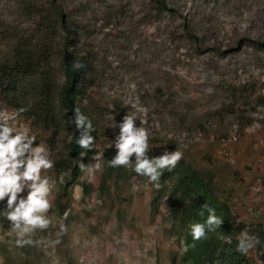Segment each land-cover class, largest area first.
<instances>
[{
    "label": "rangeland",
    "instance_id": "374dc122",
    "mask_svg": "<svg viewBox=\"0 0 264 264\" xmlns=\"http://www.w3.org/2000/svg\"><path fill=\"white\" fill-rule=\"evenodd\" d=\"M19 3L0 0V30L32 32ZM59 3L72 13L81 42L97 54L101 79L87 94L98 128L105 132L111 117L120 121L134 113L136 124L163 142L152 148L166 149L176 140L182 158L213 177L237 236L245 228L264 232V47L248 39L264 40V0H173L199 29L195 44L183 35L181 15L158 18L148 0ZM8 50L1 40L0 55ZM0 109L15 112L1 102ZM10 123L28 127L33 143L52 158L68 154L64 122L52 128L19 114ZM87 177L83 172L77 182ZM140 184L142 197L133 200L115 196L106 206L84 201L88 219L79 215L58 243H46L47 228L35 233L37 247L17 248L11 229H0V264H170L171 253L179 255L164 203L173 182L165 183L160 203L154 202L159 185L147 179ZM71 190L80 197L79 187ZM261 243L248 252L254 264H264Z\"/></svg>",
    "mask_w": 264,
    "mask_h": 264
},
{
    "label": "clouds",
    "instance_id": "9594fccd",
    "mask_svg": "<svg viewBox=\"0 0 264 264\" xmlns=\"http://www.w3.org/2000/svg\"><path fill=\"white\" fill-rule=\"evenodd\" d=\"M22 111L25 109L11 113L0 109V229L1 232L5 227L11 229L15 234V247L25 246L30 250L40 242L35 239V233L47 228H50V234L45 238L46 243H58L62 235L64 240L67 239L68 228L75 224L79 215L84 222L88 219L82 206L84 201L89 199L106 206L115 196L128 200L142 197L141 179L159 185L157 200L154 197L156 203H160L159 198L166 194L165 183L173 182L164 202L168 210L174 199L184 205L192 201L175 188L177 183L182 186V182H190L196 193L201 192V197L205 195L201 218L187 225L193 241L207 234L230 242L237 239L236 250L245 255L260 243L259 238L249 234L247 228L236 235L230 208L219 197L218 191L214 192L212 186L203 183L202 179L190 176L196 166L184 160L181 151L152 148L148 130L136 124L134 113H126L120 121L110 118L108 127L118 128L116 134L103 132L88 115L85 117L78 110L75 127L67 126L64 119H58L56 123L64 122L67 130L62 145L67 147L68 154L52 158L42 144L33 143L35 137L28 127L23 123H10L15 122ZM52 128H57L56 124ZM74 142L79 145L78 153L73 152ZM62 159L66 161L60 163ZM96 171L100 173L95 179ZM165 171L171 172L170 178L165 179ZM83 172L88 177L79 184L77 181ZM200 180L202 185L198 186ZM71 187H79V198ZM175 217L171 215L174 228H177ZM55 228L57 235L53 234ZM173 235L179 247L174 252L179 257L186 249L179 244L175 229ZM249 258L252 261L250 255Z\"/></svg>",
    "mask_w": 264,
    "mask_h": 264
},
{
    "label": "trees",
    "instance_id": "16d2710c",
    "mask_svg": "<svg viewBox=\"0 0 264 264\" xmlns=\"http://www.w3.org/2000/svg\"><path fill=\"white\" fill-rule=\"evenodd\" d=\"M148 1L151 11L158 18L164 13L181 15L183 35L193 44L197 42L201 35L199 29L179 13L173 0ZM19 4L33 27L29 34L25 33L26 30L22 32L10 27L0 30V42H7L9 49L0 55V102L15 112L24 108L25 111L19 112L20 115L31 118L33 122L44 123L47 127H53L58 119H64L67 126L75 127L77 110L85 117L88 115L96 126L95 112L89 107L90 96L87 92L90 87L97 86L101 79L100 71L95 68L98 58L96 52L81 42L83 33L72 21V13L67 12L59 0H20ZM57 39H61L60 44H57ZM248 39L257 48L264 47L262 38ZM103 130L117 133L110 128ZM149 142L163 143L154 136L149 137ZM174 142L176 140H169L166 149L179 150L178 142ZM72 147L74 153L80 151L75 142ZM64 161L66 159L60 163ZM165 173V179L171 177V172ZM190 176L202 179L203 183L216 191L213 177L201 169L195 167ZM197 183L198 186L202 185L201 180ZM192 186L187 181L182 182V186L180 183L175 185L176 189L181 190L182 196L192 199L189 205H184L178 199L168 205L170 214L178 216L174 219L177 224L174 229L179 244L186 249L179 257L171 253L170 264H252L248 254L236 250L237 239L230 242L207 234L199 240H192L187 225L201 218L200 213L204 210L201 205L205 201V195L201 197V192L196 193ZM248 232L259 238L257 246L260 248L264 232L259 230L256 233L250 229Z\"/></svg>",
    "mask_w": 264,
    "mask_h": 264
}]
</instances>
